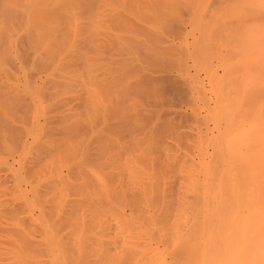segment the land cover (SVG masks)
<instances>
[{"label": "bare ground", "instance_id": "1", "mask_svg": "<svg viewBox=\"0 0 264 264\" xmlns=\"http://www.w3.org/2000/svg\"><path fill=\"white\" fill-rule=\"evenodd\" d=\"M83 8L0 0V264H264V0H192L161 121L82 88Z\"/></svg>", "mask_w": 264, "mask_h": 264}, {"label": "rangeland", "instance_id": "2", "mask_svg": "<svg viewBox=\"0 0 264 264\" xmlns=\"http://www.w3.org/2000/svg\"><path fill=\"white\" fill-rule=\"evenodd\" d=\"M83 2L84 8L78 13L84 20L82 53L90 58L89 64L83 60L82 88L96 89L95 99L100 102L118 100L123 108H150L159 121L188 118L192 89L186 72H196V52L184 57L186 66L181 62L186 48L194 52L190 45L192 0ZM183 27L188 38L181 41ZM210 48H201V54L208 49V60L214 64ZM199 76L205 83L208 81L206 72L200 71ZM80 91V87L69 84L65 98L68 104L79 101ZM81 94L84 99L86 96ZM87 98L91 108L88 95ZM115 124L111 128L117 127Z\"/></svg>", "mask_w": 264, "mask_h": 264}]
</instances>
